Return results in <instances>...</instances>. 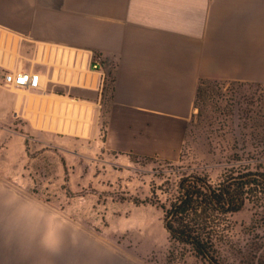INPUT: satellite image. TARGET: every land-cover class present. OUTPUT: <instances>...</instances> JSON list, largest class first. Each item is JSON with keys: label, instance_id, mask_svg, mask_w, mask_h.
<instances>
[{"label": "crops", "instance_id": "0c3cea01", "mask_svg": "<svg viewBox=\"0 0 264 264\" xmlns=\"http://www.w3.org/2000/svg\"><path fill=\"white\" fill-rule=\"evenodd\" d=\"M18 71L40 87H5ZM202 80L264 84V0H0V124L20 150L45 148L30 169L26 151L0 154V264H147L91 220L61 216L83 204L54 189L38 200L29 177L48 152L77 154L76 141L125 168L178 161Z\"/></svg>", "mask_w": 264, "mask_h": 264}, {"label": "rangeland", "instance_id": "374dc122", "mask_svg": "<svg viewBox=\"0 0 264 264\" xmlns=\"http://www.w3.org/2000/svg\"><path fill=\"white\" fill-rule=\"evenodd\" d=\"M5 129V124H0V154L26 151L31 157L27 167H35L34 156L45 148L35 151L32 141H26L20 150L21 141H6ZM76 143L77 154H64L69 160L60 151L58 155L48 152L43 162L38 161V168L43 170L29 177L30 194L51 201L46 191L54 189L61 203L83 204L74 212L61 210V216L91 220L93 233H101L109 244L136 253L141 263L203 264L191 252L183 258L178 255L182 246L170 242L162 208L146 200L167 204L182 176L202 175L218 183L233 169L264 168V84L226 82L208 88L205 99L195 106L178 161L140 157L125 168L103 161L102 154H89L86 141ZM6 180L12 185L20 182L13 177ZM254 211L248 204L232 216L234 239L244 242L252 238ZM171 248L175 254L170 259Z\"/></svg>", "mask_w": 264, "mask_h": 264}, {"label": "trees", "instance_id": "16d2710c", "mask_svg": "<svg viewBox=\"0 0 264 264\" xmlns=\"http://www.w3.org/2000/svg\"><path fill=\"white\" fill-rule=\"evenodd\" d=\"M223 83L202 80L195 106L205 99L208 88ZM146 202L162 208L170 242L182 246L178 254L182 258L191 252L203 264H264L263 167L233 169L218 183L202 175L182 176L167 204L152 198ZM248 204L255 208L250 225L254 234L243 242L233 237L232 216ZM174 254L171 248L169 258Z\"/></svg>", "mask_w": 264, "mask_h": 264}, {"label": "built area", "instance_id": "2783aa9c", "mask_svg": "<svg viewBox=\"0 0 264 264\" xmlns=\"http://www.w3.org/2000/svg\"><path fill=\"white\" fill-rule=\"evenodd\" d=\"M105 64L104 57L95 53L91 57L90 68L93 70L103 71ZM40 74L32 73L27 71L18 72H6L3 74V84L14 88H24V89H37L40 87ZM112 85V78L105 74L103 75V87Z\"/></svg>", "mask_w": 264, "mask_h": 264}]
</instances>
